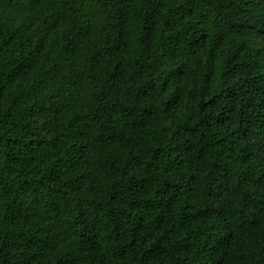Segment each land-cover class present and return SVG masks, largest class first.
<instances>
[{
  "label": "trees",
  "instance_id": "trees-1",
  "mask_svg": "<svg viewBox=\"0 0 264 264\" xmlns=\"http://www.w3.org/2000/svg\"><path fill=\"white\" fill-rule=\"evenodd\" d=\"M0 264H264V0H0Z\"/></svg>",
  "mask_w": 264,
  "mask_h": 264
}]
</instances>
